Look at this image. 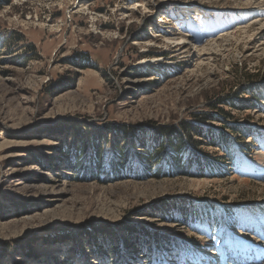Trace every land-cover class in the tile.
<instances>
[{"label":"rangeland","instance_id":"1","mask_svg":"<svg viewBox=\"0 0 264 264\" xmlns=\"http://www.w3.org/2000/svg\"><path fill=\"white\" fill-rule=\"evenodd\" d=\"M263 21L264 0H0V264H264ZM230 89L247 108L215 110L211 128L251 133L231 161L199 142L213 174L155 177L133 160L107 176L63 156L74 127L105 168L148 155L151 127ZM102 224L125 245L92 244L84 228Z\"/></svg>","mask_w":264,"mask_h":264},{"label":"trees","instance_id":"2","mask_svg":"<svg viewBox=\"0 0 264 264\" xmlns=\"http://www.w3.org/2000/svg\"><path fill=\"white\" fill-rule=\"evenodd\" d=\"M245 95V91L243 90L240 91L230 89L227 92H223L222 94H218L216 92L214 96L215 98L213 100L209 99L208 101L209 110L193 113L190 115L191 120L180 122V126L157 125L151 127V132H153V134H149H152V145L149 146L147 143L145 145L143 142L139 145L140 148L148 150V155L144 153H134L129 149H125L123 152H120V160H111L109 163L107 162L108 166L105 168V159L103 157L102 148L100 147L101 143L98 141V138L95 136H89V139H85L82 137V132L84 131H82V129L79 127H74L72 133L73 137L70 138V143L71 145L75 144L76 146L72 150L64 152L63 156L68 158L75 156L72 160L75 164L76 170L79 172L83 171V173L91 172L92 174H97L100 171H105L107 176L118 174V172L123 170L131 173L134 171L136 165L141 166V169L145 172H148L154 168L156 173H153L152 175H156L155 177L162 176L163 174L168 175L167 173L184 175L190 172L192 173V171H194L195 174H213L212 168L215 169L220 161L211 158L207 160V157L203 156L202 152L199 153L197 151L199 142L205 141L213 148L219 149L226 161H231L233 159V156L229 153L230 145H238V142H242L245 136L248 133H251L250 130L240 128L233 133H228V129L226 128L227 125L225 124L220 130H213L211 128V121L213 118H220L219 115L215 113V110L219 111L223 117L229 115L228 112L224 110V106L247 108L246 100H244L243 97ZM260 100L263 101L264 97H261V95L254 97V101L256 102H259ZM231 130L234 129L231 128ZM122 132L125 133L126 130L123 129ZM131 132L132 135H134V130ZM128 136L131 135H127L123 138L126 139ZM236 137L240 138L234 140ZM91 138L95 139L90 141ZM154 147L156 149L155 151L153 149ZM89 149L90 154L88 159L86 160V163L82 164L79 161V157L82 153L85 154V152H87ZM72 151H74L75 154H73ZM162 156H165L163 160L161 158ZM181 156H185V159H183ZM133 160L138 162L135 166L131 165V161ZM138 169L140 168L138 167ZM118 227H120V225ZM120 228H126V236L133 235L136 231L142 232L143 230L141 228H138L136 231L135 229L132 230V227H128L127 224L122 225ZM117 230L118 229L116 228H110V226L107 224L100 226V228L94 225H88L86 228H84V232L89 236V241L92 242V244H96V239L98 237L97 233H100L106 238L109 237L108 239L111 241L116 240L117 247H120L125 244L124 242L122 243L120 241L119 235L116 236L118 232ZM77 231L79 232L80 230ZM75 233L76 232H74V234ZM143 233L145 234V232ZM81 236L82 235H79L78 233L76 235L77 238H80ZM144 239L145 238L139 239L138 242L141 240L142 243ZM159 239L160 237L155 238L156 241ZM167 242H170V240H167ZM80 249L81 246L77 245L76 252H79Z\"/></svg>","mask_w":264,"mask_h":264},{"label":"bare ground","instance_id":"3","mask_svg":"<svg viewBox=\"0 0 264 264\" xmlns=\"http://www.w3.org/2000/svg\"><path fill=\"white\" fill-rule=\"evenodd\" d=\"M260 3V2H259ZM261 4V3H260ZM259 5V4H258ZM264 22V21H263ZM258 23V22H257ZM260 24V23H259ZM260 25H262V24H260ZM264 26V25H263Z\"/></svg>","mask_w":264,"mask_h":264}]
</instances>
